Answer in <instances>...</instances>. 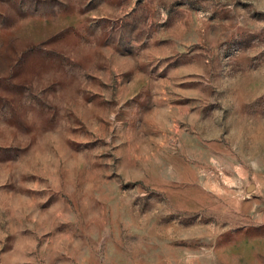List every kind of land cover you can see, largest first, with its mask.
Instances as JSON below:
<instances>
[{"label": "rangeland", "instance_id": "rangeland-1", "mask_svg": "<svg viewBox=\"0 0 264 264\" xmlns=\"http://www.w3.org/2000/svg\"><path fill=\"white\" fill-rule=\"evenodd\" d=\"M0 264H264V0H0Z\"/></svg>", "mask_w": 264, "mask_h": 264}]
</instances>
